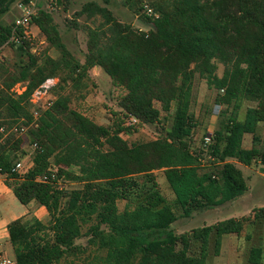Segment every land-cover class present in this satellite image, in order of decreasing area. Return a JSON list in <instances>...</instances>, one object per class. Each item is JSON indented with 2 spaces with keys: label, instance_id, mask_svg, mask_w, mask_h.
<instances>
[{
  "label": "trees",
  "instance_id": "16d2710c",
  "mask_svg": "<svg viewBox=\"0 0 264 264\" xmlns=\"http://www.w3.org/2000/svg\"><path fill=\"white\" fill-rule=\"evenodd\" d=\"M14 1L0 0V18ZM142 1L125 4L152 25L150 31L120 21L95 2L84 6L89 18H102L88 27L84 62L66 49L52 14L42 6L32 24L60 52L58 58H39L30 40L14 31L15 23L0 24V46L9 43L24 58L16 71L0 73V128L28 126L24 136L4 141L0 132V174L22 204L35 201L51 216L47 223L21 217L8 225L16 264H57L83 254L88 249L76 243L83 237L88 247L103 252L96 257L98 264H208L213 233L219 253L225 235H239L245 228V219L229 218L196 228L192 235L176 234L172 225L178 216L155 171L164 172L175 204L191 216L245 194L247 178L235 161L250 166L260 159L264 165V152L243 148L246 134L260 143L257 129L264 124V0ZM145 4L159 14L157 19L143 12ZM219 64L225 66L221 76ZM95 67L125 91L118 101L122 116L112 125L98 124L73 109L70 96L60 92L44 114L33 117L30 97L47 78L58 77L59 88L67 83L79 88ZM197 74L217 89L221 111L212 143L194 151ZM19 83L24 84L22 93L13 91ZM248 99L256 105L242 118ZM163 112L172 118L165 135L133 144L123 137L133 127L125 126V119L153 125ZM25 143H37L38 148L32 168L20 175L12 169L25 158ZM206 154L215 164L204 171L201 159ZM45 176L48 182L39 180ZM62 178L82 186L69 189ZM119 201L126 202L122 211ZM257 217L264 219V208ZM194 240L201 242L198 255L191 254ZM261 259L262 248H253L250 263L260 264Z\"/></svg>",
  "mask_w": 264,
  "mask_h": 264
},
{
  "label": "rangeland",
  "instance_id": "374dc122",
  "mask_svg": "<svg viewBox=\"0 0 264 264\" xmlns=\"http://www.w3.org/2000/svg\"><path fill=\"white\" fill-rule=\"evenodd\" d=\"M125 1L39 0V6H42L44 10L52 14L63 37L66 49L72 52L81 62H84L88 51V27H93L102 20L98 16L89 18L87 13H83L82 10L87 3L95 2L108 8L117 19L129 23L137 29L144 31L152 30V25L146 24L139 15L125 4ZM151 1L153 0H143L142 4L145 2L150 3ZM21 3H24L23 0H15L10 10L0 18V24H14L22 13ZM31 32L36 37V41H34L31 47L33 54L41 59L45 57L58 58L60 56V52L46 42L45 37L40 33L38 27L32 26ZM22 60L24 58L20 55V52L9 43L0 46V73H3L6 69L10 72L16 71ZM224 68L225 66L223 64H219L218 75H223ZM59 84L60 79L50 96L39 100L36 107L39 105L45 107L40 111L38 118L46 112L49 103L56 100L57 93L59 92L70 96L71 107L73 109L89 115V118L91 117L98 124L112 125L118 119V116H122L118 101L125 94V91L121 87L114 86L106 73L101 72L95 75L94 72L90 73V76L83 81V85L79 88L72 86L70 83L64 84L59 88ZM13 91L22 93L24 91V84H17ZM217 93L216 88L209 87L207 81L197 74L194 80V98L192 104L193 114H198L199 116L197 128H195L193 138L191 139V146L194 151L202 148L206 149L205 137L210 132L214 133L217 128L218 116H215L213 113ZM31 98L32 95L30 97V109L32 112L35 103L33 104L31 102ZM253 104L250 99L244 102L241 111L242 117L245 116L246 108ZM158 106L160 107V105ZM171 123V116L163 112L161 121L158 124L132 125V132L123 134V137L130 144L154 140L161 135H165ZM5 126L7 127V125ZM125 126H130L129 118L125 119ZM12 135L19 137L14 133H10L4 135L1 141H4L8 136ZM26 141L28 140L26 139ZM237 165L240 169H243L245 177L247 178L249 185L248 191L238 199L220 206L195 211L191 216H185L183 210L175 204V194L171 190L164 172L162 170L155 171V176L162 194L166 197L169 204L172 205L178 216L177 221L172 225V229L176 234L192 235L196 228L213 226L229 218L245 219V228L241 234L224 236L219 253L215 250V233L211 235L208 264H251V251L257 247L262 248L260 264H264V219L257 217V212L261 208H264V166L256 162L249 168H246L240 163ZM213 166H205L203 169L204 171L210 170L209 168ZM52 168L53 170H57L58 166L52 164ZM70 170L78 172V168L76 167H72ZM60 182H63V184L66 183L65 186L69 189H76L82 186L78 182L67 178L60 179ZM125 205V201H119L121 211L125 208ZM34 218L32 217V219ZM86 228L87 226L84 227V231H86ZM76 243L83 245L88 250L78 256L67 257L57 264H98L96 257L104 255L96 247H88V239L86 237L76 240ZM200 245V241H193L191 247L192 255H198L200 253Z\"/></svg>",
  "mask_w": 264,
  "mask_h": 264
},
{
  "label": "built area",
  "instance_id": "2783aa9c",
  "mask_svg": "<svg viewBox=\"0 0 264 264\" xmlns=\"http://www.w3.org/2000/svg\"><path fill=\"white\" fill-rule=\"evenodd\" d=\"M21 7V15L16 19L15 21V27L14 31H21L23 38H26L30 40L32 44H34V41H36V37L31 32V27L34 26L32 24L33 18L37 15L38 9H39V0H28V2H24L20 4ZM147 16L153 19H157L159 17V14L148 4L144 5V11ZM59 78L58 77H52L48 78L44 81V83L37 88L34 93L32 94L31 102L34 104V107L32 109V115L34 118H37L40 111L44 109L45 106L38 105L39 100L43 99L44 97H49L50 94L54 91L55 86L58 83ZM54 102V101H53ZM53 102L49 103V107L52 106ZM47 107V109L49 108ZM221 111V106L215 105L213 109V113L215 116H218ZM129 124L137 125L138 120L130 117L129 118ZM28 126H26L23 123L15 124L11 127L3 126L0 128V132L4 135L14 133L17 136H24L27 132ZM213 132H210L205 137V146H208L212 143V134ZM24 150L26 151V155L24 159L18 160L14 167L13 172H16L20 175H25L33 166L34 162L32 159V156L36 149L38 148L37 143H25L24 144ZM201 162L204 166H211L215 164V159L212 155H206V157L201 159ZM52 177H54V173L51 174ZM39 180L43 182L49 181V176H45L43 178H39ZM0 264H15L12 260L8 258H4L0 260Z\"/></svg>",
  "mask_w": 264,
  "mask_h": 264
},
{
  "label": "crops",
  "instance_id": "0c3cea01",
  "mask_svg": "<svg viewBox=\"0 0 264 264\" xmlns=\"http://www.w3.org/2000/svg\"><path fill=\"white\" fill-rule=\"evenodd\" d=\"M92 72H94V75L99 74L101 72L105 73L103 71V69L100 67H95L94 69H92L89 72V76H90V73H92ZM111 82H112V80H111ZM252 102L254 104L249 105V106L256 105V102L254 100H252ZM247 108H246V110H247ZM84 115L89 117V115H87V114H84ZM194 116H195L196 121L198 123V119H199L198 114H195ZM242 118H244V117H242ZM257 136L260 139V143L254 144L253 136L251 134H246L244 137L243 148L248 150V149H251L253 147H256L260 152H264V124L263 123H260L258 126ZM255 162L261 163L263 165V163L260 159H255L250 166H252L253 163H255ZM235 163L239 164L238 161H235ZM240 164H242V163H240ZM244 166L246 168L250 167V166H246V165H244ZM242 171H243V169H242ZM243 173H244V171H243ZM247 183H248V181H247ZM248 189H249V185H248ZM21 217H26V218L35 217V218L40 219L44 223H47L51 218V216L49 215L46 208L39 205L35 201L31 202L28 205L22 204L17 199V197L14 195L12 189L9 188L7 186V184L5 183V176L0 174V260L4 259V258H8L16 264L14 251H13V248H12V245L10 242V238H9L8 225L12 221H14L18 218H21Z\"/></svg>",
  "mask_w": 264,
  "mask_h": 264
}]
</instances>
